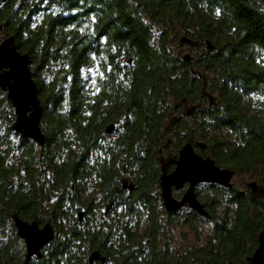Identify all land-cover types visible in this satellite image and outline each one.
Masks as SVG:
<instances>
[{
    "label": "trees",
    "instance_id": "16d2710c",
    "mask_svg": "<svg viewBox=\"0 0 264 264\" xmlns=\"http://www.w3.org/2000/svg\"><path fill=\"white\" fill-rule=\"evenodd\" d=\"M10 36L31 58L46 141L12 130L0 88V264L25 261L13 215L55 230L31 264H91L96 250L113 264H249L264 229L248 187L264 186V0H0V44ZM183 99L200 107L185 116ZM188 142L252 179L196 186L209 220L162 203L160 161ZM124 178L136 184L116 197Z\"/></svg>",
    "mask_w": 264,
    "mask_h": 264
},
{
    "label": "water",
    "instance_id": "95a60500",
    "mask_svg": "<svg viewBox=\"0 0 264 264\" xmlns=\"http://www.w3.org/2000/svg\"><path fill=\"white\" fill-rule=\"evenodd\" d=\"M180 44H187L189 47H196L197 42L187 38H181ZM209 49L214 47L208 42ZM183 58L186 62L191 61V55L185 54ZM31 58L28 54L19 51L15 42V37L10 36L4 39L0 44V88L7 91L8 99L12 103L16 115V120L12 130L24 139L33 140L38 146L43 147L46 136L41 128L43 116V105L39 99V91L36 82L33 79L31 71ZM204 95L209 99L210 105L216 104L215 97L205 91ZM183 114L191 116L200 104H189L187 99H183L176 105V109L182 108ZM175 124V118L171 119L167 125L166 131L171 130ZM115 125H109L105 133L112 135L115 132ZM205 149V144L197 142L193 144L188 142L172 156L161 159L162 173L160 176L161 198L164 208L168 213H175L184 207L195 210L199 215L211 218L205 210V206L197 197L196 186L203 183L219 184L225 187H232V179L235 176V170L222 168L216 164L210 156L204 157L197 151ZM175 165L173 171L169 168ZM123 188L133 189V185H127V179H123ZM187 186L181 199L174 195V190H181ZM253 197L264 196V186L256 181L248 183ZM82 221L83 212L79 214ZM13 220L18 231V235L27 243V260L38 254L39 248L50 243L54 238V230L49 224L42 229L37 222L28 223L17 215H13ZM104 261L98 252H93L90 256V263ZM249 264H264V229L259 233L258 246L251 256L247 258Z\"/></svg>",
    "mask_w": 264,
    "mask_h": 264
},
{
    "label": "flooded vegetation",
    "instance_id": "af4514ba",
    "mask_svg": "<svg viewBox=\"0 0 264 264\" xmlns=\"http://www.w3.org/2000/svg\"><path fill=\"white\" fill-rule=\"evenodd\" d=\"M177 153H174V152H171V154L170 155H172V156H174V155H176ZM170 155H168V156H170ZM167 157V156H166ZM164 158V157H163ZM174 168H175V165H171L170 166V168H169V170L170 171H173L174 170ZM124 179H126V178H124ZM127 181H128V184L127 185H133V188H134V186H135V181L134 180H132V179H127ZM233 183V182H232ZM184 188H187V185L186 186H184ZM183 188V189H184ZM132 192L133 191V189L132 190H130L128 187L127 188H123V183H122V185L121 186H119L118 188H117V190H116V194H117V196L116 197H118L119 196V194H122L123 192ZM184 192H185V190H184ZM184 194V193H183ZM174 195H175V191H174ZM179 199V198H178ZM118 200V198L116 199L115 198V200L114 201H112V199H109V204H107L105 207H104V211H105V213H106V215L112 210V207L114 206V203L116 202ZM117 203H118V201H117ZM162 203H163V201H162ZM164 206V205H163ZM186 209V208H185ZM184 210V209H183ZM83 220V219H82ZM209 220V219H208ZM14 222V221H13ZM27 222V221H26ZM28 223H32L31 221L30 222H28ZM37 224H38V226H39V228L40 229H42L43 227H44V225H42V224H39L38 222H37ZM14 226H15V222H14ZM171 226H170V231H169V233L171 232ZM177 228H180V227H178V225H174L173 226V230H172V234L173 235H176V229ZM15 229H16V233H17V235H18V231H17V228H16V226H15ZM18 237H19V235H18ZM55 237H56V233H55V230H54V238H53V240L51 241V242H53L54 240H55ZM176 237V236H175ZM20 238V237H19ZM181 240H182V242L184 241L185 242V236H184V233L183 232H181ZM20 240H21V243H22V245H24V248H25V261H24V263L23 264H31V262L32 261H35V262H40L42 259H43V255L45 254V252H46V250H47V246L51 243H48V244H45V245H43V246H41L40 248H39V252H38V254H35V255H33L30 259H29V261L27 262V263H25L26 262V260H27V243L23 240V239H21L20 238ZM93 252H98L99 254H100V256L101 257H103L105 260L104 261H102V260H100V261H96V262H93V263H91V264H113V262H111V260H109L108 258H107V256H105L103 253H101L100 251H98V250H96V251H93ZM92 252V253H93ZM91 253V254H92ZM91 254H90V256H91ZM89 261H90V257H89Z\"/></svg>",
    "mask_w": 264,
    "mask_h": 264
},
{
    "label": "rangeland",
    "instance_id": "374dc122",
    "mask_svg": "<svg viewBox=\"0 0 264 264\" xmlns=\"http://www.w3.org/2000/svg\"><path fill=\"white\" fill-rule=\"evenodd\" d=\"M250 181H252V179H250L248 175H244V174H235V176L232 179V182L234 183V185L239 187V188H242V186L244 184H247V182H250ZM210 227H211V224L207 222V224H205V227H204L205 231L208 232ZM184 231L187 234L186 242H188V243H186V244H189V242L194 240L196 237L195 233H193V232L188 231V233H187V231L185 229L177 228L176 229V235H175L176 239L181 240L182 239L181 238V232L184 233ZM184 236H185V234H184ZM182 244H184V243H182ZM194 245H195V243H194ZM197 245H198V243H197Z\"/></svg>",
    "mask_w": 264,
    "mask_h": 264
}]
</instances>
